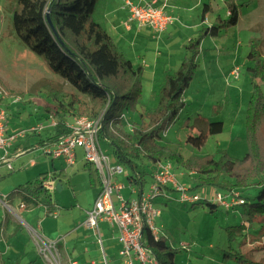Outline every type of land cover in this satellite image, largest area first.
Returning a JSON list of instances; mask_svg holds the SVG:
<instances>
[{"label": "rangeland", "instance_id": "1", "mask_svg": "<svg viewBox=\"0 0 264 264\" xmlns=\"http://www.w3.org/2000/svg\"><path fill=\"white\" fill-rule=\"evenodd\" d=\"M227 1L218 0L216 5L220 6V11L209 16L211 25L208 26H216L211 36L204 38L206 51L199 57V67L186 92L187 107L164 137L167 143L178 144L174 147L182 149L187 158L192 154H209L216 158L228 155L233 159H243L249 150L245 125L253 91L250 81L253 72L249 68L256 67V63L250 62L248 55L250 42L260 41L261 64L264 65V0H233L240 5V22L235 26L226 23ZM15 9L16 0H0V98L3 94L0 104L7 109L13 128L28 130L37 124L30 122L29 117L44 111L43 102L53 103V98L47 95L51 92L50 87H64L65 82L51 72L44 58L28 50L17 38L13 28ZM218 16L220 20H217ZM236 67L240 69V77L237 80L231 78L228 83L227 77ZM257 81L264 92V81ZM143 84L140 106L155 108L158 101L155 102L149 84L146 81ZM8 89L22 90L26 93L25 98L8 97L5 94ZM135 119L132 113L127 115L128 122ZM215 121L224 122L221 135L211 138L201 150L183 147L188 136L198 135L202 125L201 128ZM38 139V136L28 134L17 142L22 149L24 146L30 150L21 157H13V171L6 165L0 166V264H29L34 261L37 264H72L71 260L77 264H102L104 255L109 264H120L115 252L118 244L109 242L111 234L107 226L101 225L103 247L99 235L83 226L95 196V187L90 173L85 170L84 161L79 158L80 166L76 169L77 166H66L60 160L48 158L41 148L31 149ZM78 156L84 157V154L78 153ZM33 160L35 166L31 165ZM174 172L180 182L181 170L175 169ZM47 173L63 174L57 179L63 189L60 192L56 190V180L52 193L56 211L48 214L46 208L40 206L20 212L21 202L14 193L15 189L40 177L45 179ZM190 173L185 175L197 177L195 172ZM117 178L125 185L122 194L129 198L125 175ZM192 192L205 195L210 190L198 188ZM168 194L173 199L177 198L171 192ZM8 196V202L4 204ZM165 201L169 200L157 198L154 201V206L161 212L155 224L159 234L166 237L168 245L176 252V264H249L248 261L264 264L262 225L260 229L258 226L250 228L252 230L248 234L246 229L244 236L237 231L235 239H229L233 226L244 225L246 221L243 206L226 209L220 205L214 208L204 203L185 205ZM112 233L116 231L112 230ZM113 252L115 256L111 257Z\"/></svg>", "mask_w": 264, "mask_h": 264}, {"label": "trees", "instance_id": "2", "mask_svg": "<svg viewBox=\"0 0 264 264\" xmlns=\"http://www.w3.org/2000/svg\"><path fill=\"white\" fill-rule=\"evenodd\" d=\"M98 3L99 0H16L13 28L17 38L28 50L44 58L51 72L65 82L64 87H50L51 92L47 95L53 98V103L43 105L44 112L58 122L46 144L70 134L66 127L68 118L101 117V146L105 152L110 151L108 154L115 163L124 167L128 186L143 188L154 176L156 161H171L174 170L182 168L196 173L192 191L214 189L228 200L233 198L234 202L236 199L242 202L231 205V208L243 206L246 217L244 225L233 226L229 236L231 241L237 231L244 236L246 229L247 234L254 227L260 229V225L264 229V92L257 81H264L261 42H250L248 56L250 62L256 63V67L249 68L253 72L250 80L253 91L245 122L248 153L243 159H233L228 155L216 158L209 154H192L187 158L180 149L163 144L162 140L186 107L185 93L196 75L199 48L209 29H203L201 36L191 41L189 55L177 71L166 76L157 95L158 105L143 109L140 106L143 67L130 63L108 32L96 22L94 14ZM227 4L229 14L226 23L235 26L240 17V5L232 1ZM5 94L24 99L26 93L9 90ZM126 112L137 115V119L128 122ZM223 130L222 121L208 122L198 135L188 136L186 144L201 150ZM87 166L92 185L101 188L98 171L90 163ZM50 174L47 173L45 179L40 177L15 189L21 205L26 208L43 206L48 214L56 211L52 193L43 186ZM51 175L53 180L63 176L62 173ZM199 203L214 208L220 205L211 198ZM143 239L159 264H176V252L168 245L165 236L156 240L147 229Z\"/></svg>", "mask_w": 264, "mask_h": 264}, {"label": "built area", "instance_id": "3", "mask_svg": "<svg viewBox=\"0 0 264 264\" xmlns=\"http://www.w3.org/2000/svg\"><path fill=\"white\" fill-rule=\"evenodd\" d=\"M121 9L129 11L128 18L124 23L125 27H129L135 22L140 27H150L159 35L165 33L175 21L172 15L164 11L162 7L155 6L154 2L135 4L130 0H124ZM239 77V67L233 68L227 77V82L230 83L231 78L237 80ZM122 118L126 120L125 116ZM8 122L7 109L0 104V166L6 165L9 170L13 171L11 149L17 138L41 133L44 126L38 125L28 130H22L15 135L8 133ZM51 124L56 128L58 122L52 117ZM66 127L70 130V134L42 146L43 154L48 158H62L67 166H73L76 163L77 151L82 150L86 162L92 164L98 171L101 182L100 192L93 207L86 212L83 226L99 235L102 247L99 224L106 222L111 227H115L121 244L119 251L121 264H159L158 259L146 246L143 239V233L147 229L156 240L161 236L155 224L156 218L161 214L154 206V201L157 198L161 197L185 205H195L211 198L226 209H230L233 203L236 205L242 203L238 199L235 202L234 199L228 200L227 197L214 189L205 195L193 193L190 187L177 180L174 165L170 161H156V171L149 189L139 192L132 190L133 193L138 194V197L126 199L122 195L125 185L117 180L118 176L126 175V171L105 152L99 140V133L102 129L101 117H77L72 123L66 124ZM55 181L50 174L43 182L44 188L53 193ZM168 192L175 194L177 198L173 199ZM5 203L7 204V198ZM25 208L24 204L20 205V212ZM104 260L105 264H109L106 257Z\"/></svg>", "mask_w": 264, "mask_h": 264}, {"label": "crops", "instance_id": "4", "mask_svg": "<svg viewBox=\"0 0 264 264\" xmlns=\"http://www.w3.org/2000/svg\"><path fill=\"white\" fill-rule=\"evenodd\" d=\"M130 1H132L135 4H140V3L143 4L144 2H148V3L154 2L155 6L162 7L164 11L172 15L175 18V21L173 24L169 26L168 30L161 35L155 33V31L151 29L150 27H146V26L140 27L135 22H133L129 27H125L124 23L128 18L129 11L121 9V6L123 5L124 0H99V3L95 10L94 19L108 32V34L112 37L118 50L122 54H124V56L130 63L134 64L135 66L143 67L142 84L145 81L149 84L150 91L153 94V97H155V102H156L158 101V96H157L158 92L163 86V84L165 83L166 76L168 74H172L175 71H177L179 67L181 66L182 62L184 61V59L189 55L192 47L188 49V46L190 45L191 41L198 39L203 29H209L206 37L211 36L214 30V26L216 25L212 24L213 25L212 28L208 26V25H211L209 16L211 17L215 16L220 11L221 8L220 6L216 5L218 0H130ZM229 1L234 2L233 0H229ZM229 1L226 2V8H227L226 15L227 16L229 14L228 4H227ZM217 18H220V17L218 16ZM239 22H240V17H239V21L237 25L239 24ZM204 43L205 41L203 39L201 46L199 48V51H200L199 56H198L199 62H200L199 57L202 54H204L206 51L204 47ZM191 84L188 90L190 89ZM209 86H211V84H209ZM143 87H144V84H143ZM24 91H27V90H24ZM141 101L143 102V97ZM28 102H32V100H29ZM187 102H188L187 99H185L186 107H187ZM44 104L45 102H43L41 106H43ZM143 109H147V108L143 107ZM127 115L130 116V113L126 112V116ZM136 116L137 115H135V117ZM29 118H30L29 119L30 122L32 121V122L37 123L35 126H38V125L44 126V129L41 133L34 134L38 136L39 139H38V142L35 145H33L31 149L38 150L39 148H41L42 146L46 144V140H48V138L52 136L56 128L52 127V124H51L52 116L46 114L44 111H42V113H38L34 115L33 118L32 116H30ZM73 120L74 118H71V119L68 118L66 120V124L72 123ZM8 121H9V117H8ZM8 126H9L8 127L9 134L16 135L17 133H19V131H22L20 129L18 130L17 128H13L10 124V121L8 122ZM35 126H32V127H35ZM201 127L200 129L202 130L204 127L203 128ZM25 138L26 137L24 138L20 137V138H17V140L15 141L11 149V153L13 157H21L22 155L29 152L30 149L26 150L24 146L22 149L21 145L19 143L17 144L19 140H22ZM163 142H166L164 138L162 140V143ZM163 144L169 145L171 147L178 145V144H172L169 142L168 143L166 142ZM187 146L193 149V147L189 144L183 145V147L185 148H187ZM174 148H178V147H174ZM78 153L84 154L82 150L77 151V159L73 167L77 166L76 169L79 168L80 165H78V161H79V158H81L82 162L84 161L85 170H87L88 166H87V162L85 161V158L78 156ZM57 160L62 161L67 166V164L62 158H57ZM31 165L35 166L36 162L33 160L31 162ZM153 168L155 170L156 168L155 165H153ZM179 169L181 170V174L178 176L180 179V182L183 185L192 188L195 184L196 178L194 179L190 176L188 177L185 174L186 173L192 174V173L182 168H179ZM63 170L65 171V169ZM154 170H153V173H154ZM176 171H178L177 168H176ZM152 179L153 177H151L150 180L145 183L143 188L133 186V185L128 186L129 183L127 181V186H128L127 189L130 190V197L126 199L138 197V194L133 193L132 190H137L138 192L141 190L147 191L152 182ZM187 182H188V185H187ZM58 183H61V181L57 180V184ZM130 187L134 189H131ZM62 189H63V185H62ZM99 192H100V188L95 187V196L93 198V203L91 204L89 210L93 207L98 197ZM169 201H173V200H169ZM169 201H165V202L167 203ZM25 211L26 210L24 209L21 212H25ZM101 225H106L108 232H110L111 234L108 238L109 242H116L118 244V248L117 250H115V252H116L117 259L120 261L119 251L121 249V244L118 240L117 229L115 227H111L106 222H101L99 224L100 237H102ZM112 230H115L116 233L113 234ZM88 231H91V230H88ZM91 232H94V231H91ZM113 256H115L114 252L112 253L111 257ZM104 257L106 256L105 255L103 256L102 264H105ZM71 263L77 264V262L72 261V260H71ZM91 264H94V263H91ZM120 264H121V261H120Z\"/></svg>", "mask_w": 264, "mask_h": 264}, {"label": "water", "instance_id": "5", "mask_svg": "<svg viewBox=\"0 0 264 264\" xmlns=\"http://www.w3.org/2000/svg\"><path fill=\"white\" fill-rule=\"evenodd\" d=\"M56 190L59 192L62 190V185L60 183L56 185Z\"/></svg>", "mask_w": 264, "mask_h": 264}]
</instances>
